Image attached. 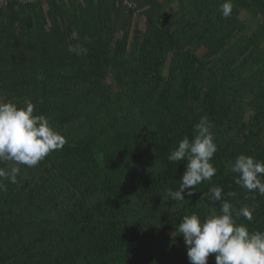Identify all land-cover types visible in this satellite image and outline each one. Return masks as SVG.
<instances>
[{"label":"trees","instance_id":"trees-1","mask_svg":"<svg viewBox=\"0 0 264 264\" xmlns=\"http://www.w3.org/2000/svg\"><path fill=\"white\" fill-rule=\"evenodd\" d=\"M130 1L145 31L121 0L0 5V102L30 101L66 140L3 181L0 264H190L177 228L220 214L214 186L253 209L237 223L264 231V195L228 167L240 154L264 161V0H231L227 18L224 0ZM76 43L87 54L69 52ZM201 116L217 172L175 201L185 163L168 155Z\"/></svg>","mask_w":264,"mask_h":264},{"label":"clouds","instance_id":"clouds-1","mask_svg":"<svg viewBox=\"0 0 264 264\" xmlns=\"http://www.w3.org/2000/svg\"><path fill=\"white\" fill-rule=\"evenodd\" d=\"M223 17L230 16L231 0L220 5ZM71 38L80 40L76 31ZM68 51L77 56L87 54V48L80 43L70 45ZM35 106L29 101L24 107L11 102H0V190H5L4 180L16 183L20 165L36 166L50 152L59 150L66 143L65 138L53 130L44 115H34ZM212 123L207 116H201L193 125L194 135L181 139L168 155L169 162L185 163V170L176 190L167 195L175 201L191 197L195 187L210 181L216 174L212 158L217 151L212 132ZM228 167L234 174V182L248 192L264 195V161L252 156L238 155ZM223 189L211 187L205 195L215 205L220 204V214H210L203 219L196 213L182 217L177 231L183 236L190 264H207L210 254L215 264H264V231H250L245 224L237 223L235 217L252 221L253 209L233 205L222 199Z\"/></svg>","mask_w":264,"mask_h":264},{"label":"built area","instance_id":"built-area-1","mask_svg":"<svg viewBox=\"0 0 264 264\" xmlns=\"http://www.w3.org/2000/svg\"><path fill=\"white\" fill-rule=\"evenodd\" d=\"M12 0H0V5H3V6H7L9 4V2H11ZM19 3H22V4H31V3H35V2H46L48 0H18ZM122 1V4L129 8V9H132V10H135L136 12V15L140 14L141 13V10H136V6L130 1V0H121Z\"/></svg>","mask_w":264,"mask_h":264},{"label":"rangeland","instance_id":"rangeland-1","mask_svg":"<svg viewBox=\"0 0 264 264\" xmlns=\"http://www.w3.org/2000/svg\"><path fill=\"white\" fill-rule=\"evenodd\" d=\"M243 19L244 20L247 19L246 16H245V14H243ZM137 23H138L139 29L141 31H145V29H146V22L144 21V19L140 15L137 16ZM249 25H250V27H254V24H250L249 23ZM202 51L203 50L200 51V54L202 53ZM183 245L185 246V243L184 242H183Z\"/></svg>","mask_w":264,"mask_h":264}]
</instances>
